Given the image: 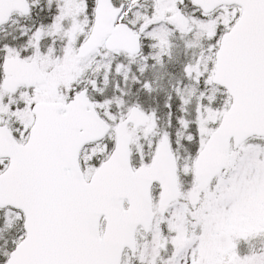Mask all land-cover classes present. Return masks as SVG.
<instances>
[{
    "label": "snow or ice",
    "instance_id": "6c2138e0",
    "mask_svg": "<svg viewBox=\"0 0 264 264\" xmlns=\"http://www.w3.org/2000/svg\"><path fill=\"white\" fill-rule=\"evenodd\" d=\"M0 264H264V0H0Z\"/></svg>",
    "mask_w": 264,
    "mask_h": 264
}]
</instances>
